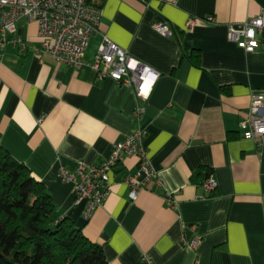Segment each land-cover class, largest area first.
Wrapping results in <instances>:
<instances>
[{
	"label": "crops",
	"instance_id": "1",
	"mask_svg": "<svg viewBox=\"0 0 264 264\" xmlns=\"http://www.w3.org/2000/svg\"><path fill=\"white\" fill-rule=\"evenodd\" d=\"M207 16L214 22H204ZM257 16L264 22V0H102L84 58L93 62L106 37L156 70L145 102L88 65L56 63L41 52L34 22L21 18L15 34L5 35L0 145L44 184L57 215L103 246L110 264H264V140L244 139L239 126L250 95H264V45L248 53L227 37L228 25ZM156 23L172 35L157 33ZM191 50L199 52V67L182 58ZM138 104L140 121L133 117ZM135 129L157 179L130 200L122 181L139 161L126 158L110 175L103 205L84 220L85 203L75 204L59 168L72 173L79 162L102 161ZM200 172L215 179L211 194L201 187L204 174L195 178Z\"/></svg>",
	"mask_w": 264,
	"mask_h": 264
},
{
	"label": "built area",
	"instance_id": "2",
	"mask_svg": "<svg viewBox=\"0 0 264 264\" xmlns=\"http://www.w3.org/2000/svg\"><path fill=\"white\" fill-rule=\"evenodd\" d=\"M102 0H0V53L3 50L6 34H15L17 20L23 18L37 25L38 36L42 40L41 52L51 56L58 64L80 68L88 65L93 68L98 78L110 77L118 83L134 88L136 97L145 102L159 73L131 57L106 37L99 43L93 62L84 58L91 36L96 32L101 17ZM213 23L214 18L207 16L203 20ZM196 19H189L188 25ZM154 30L171 36L172 30L165 23H156ZM264 30L261 16L251 18L238 28L227 26V37L238 48L245 52L255 51L264 39L259 38ZM13 42L23 52L26 45L19 36L14 35ZM144 105L138 104L133 110V117L140 121L143 117ZM242 137L260 144L264 140V95L260 92L250 95V104L246 117L240 122ZM143 132L132 130L113 145L109 156L102 161L85 165L82 162L74 172L60 167L58 178L62 183L73 185L75 204L85 203L83 218L87 220L92 213L101 207L110 192V175L117 166L128 157H135L139 167L123 179L129 188L128 198L134 200L137 193L145 189L147 184L155 181L156 173L149 165L143 146ZM217 183L209 175L202 181L201 187L206 194L216 189ZM168 205L171 201L167 198ZM198 244L195 238L187 246L194 249Z\"/></svg>",
	"mask_w": 264,
	"mask_h": 264
},
{
	"label": "trees",
	"instance_id": "3",
	"mask_svg": "<svg viewBox=\"0 0 264 264\" xmlns=\"http://www.w3.org/2000/svg\"><path fill=\"white\" fill-rule=\"evenodd\" d=\"M182 58L199 67L198 51ZM0 264H110L103 246L90 241L69 217L57 215L44 184L1 145Z\"/></svg>",
	"mask_w": 264,
	"mask_h": 264
}]
</instances>
